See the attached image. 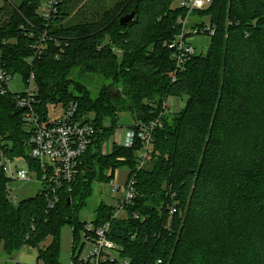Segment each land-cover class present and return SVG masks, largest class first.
Listing matches in <instances>:
<instances>
[{
	"label": "trees",
	"instance_id": "16d2710c",
	"mask_svg": "<svg viewBox=\"0 0 264 264\" xmlns=\"http://www.w3.org/2000/svg\"><path fill=\"white\" fill-rule=\"evenodd\" d=\"M176 2L121 0L76 24H61L70 13L68 0L48 24L37 12L40 0H5L0 6V69L24 84L33 73V107L41 118L50 106L73 102L76 119L100 129L53 208L40 192L12 202L8 178L0 174V251L11 255L30 245L37 249V264H64L60 228L70 224L68 264H86L78 260L86 222L78 212L94 181L108 183L125 167L135 195L123 206L124 215L111 219L113 206L100 202L93 223L110 222L108 237L130 264H264V0H212L193 11L213 28L208 49L173 74L169 44L181 30L178 16L186 14ZM131 12L121 24L120 17ZM45 31L51 39L35 56L32 46ZM77 68L110 83L92 97L71 78ZM169 97H185V103L168 119L161 112ZM24 110L11 93L0 95V149L14 163L37 169L27 156ZM121 112L146 125L159 116L149 158L140 167L137 133L130 147L113 143L110 153L102 152ZM172 204L177 211L169 217Z\"/></svg>",
	"mask_w": 264,
	"mask_h": 264
},
{
	"label": "built area",
	"instance_id": "2783aa9c",
	"mask_svg": "<svg viewBox=\"0 0 264 264\" xmlns=\"http://www.w3.org/2000/svg\"><path fill=\"white\" fill-rule=\"evenodd\" d=\"M62 1L46 0L44 3L39 4L37 12L46 24L57 14ZM211 2L212 0H177V7L184 9L186 14L184 16H178L177 21L181 25V30L169 44V47L173 50L171 58L175 63L173 74L176 70H184L185 62L192 55L197 54L195 47L190 42L193 35L206 36L209 45L213 28L208 24V21L201 28H192L187 25V22H189V17L193 11L207 8ZM38 38L39 41H36L33 44L34 46H32L35 56L41 53L44 48V43L51 39L46 31ZM10 79L11 75L0 69V95L11 93L16 97L17 105L25 109L23 120L26 123V132L28 134L27 156L36 162L37 169L28 168L27 163L25 168L19 166L18 163H14L0 149V174L4 173L6 176L13 177L16 180L30 181L32 180L30 171H32L35 175V180L40 185L37 192H40L45 197L46 207L50 209L59 200V188L64 183L71 182L75 179L78 174L80 155L86 150L87 145L100 129L91 121L85 122L76 119L75 112L77 104L73 102L69 103L65 108L61 106V111L55 120H49V108L46 116L41 118L33 107L36 94L33 90V73L31 72L29 74L27 83L24 84L22 91H11L8 87ZM59 106L52 105L50 107L56 109ZM162 109L161 113H164L168 109V104L163 103ZM158 124H160L159 116L148 125L141 121H136L133 125L138 128V131L134 132L129 127L123 137H119L114 133L108 141L102 143L103 154L110 153L113 143L130 147L133 137L137 133L142 145L138 151L140 167L149 158L148 148L152 141L151 133L153 128ZM134 183L133 178L127 179L122 185L112 183V190L116 193L121 192L122 196L117 198L116 206H113L114 212L111 219L120 217L121 214L124 215L123 206L130 203L135 195ZM7 191L10 193L8 188ZM10 198L12 202L17 201L15 196H10ZM176 211L175 204L167 207L169 217ZM109 231L110 222L108 221L99 226L95 225L93 220L85 222L81 233V243L88 244V248L82 252V246L78 260L86 264H130L129 259L122 255V248L108 237ZM69 263L72 262L70 261Z\"/></svg>",
	"mask_w": 264,
	"mask_h": 264
},
{
	"label": "rangeland",
	"instance_id": "374dc122",
	"mask_svg": "<svg viewBox=\"0 0 264 264\" xmlns=\"http://www.w3.org/2000/svg\"><path fill=\"white\" fill-rule=\"evenodd\" d=\"M4 0H0V5H2ZM46 0H40V3H44ZM121 0H68L66 4L70 13L68 14L67 19L61 24H76L91 20L92 18L100 16L103 12L110 9L114 5H116ZM196 16L199 20L203 21L205 18L193 12L190 19ZM206 17V16H205ZM208 19V18H207ZM190 23L187 22V25ZM206 23L204 22V25ZM196 25V24H195ZM206 38V42L203 41ZM190 42L195 47L196 53L205 54L208 49V38L203 35H193ZM71 78H74L80 82L85 88H87L92 97H95L99 92L100 87L103 84H109L108 80H105L101 75L95 73H84L79 68L74 69L70 72ZM8 87L13 92L22 91L24 87V83L22 82L19 75H14L8 82ZM111 90H115V87L110 86ZM158 98V97H157ZM163 103L168 104V109L164 112V115L171 118L175 112L182 109L185 103V97L182 98H173L169 97ZM61 111V106L56 109L49 107V120H55L58 117V113ZM134 122V117L130 114V112H121L119 114V126L129 127ZM159 125V124H158ZM118 126V127H119ZM19 166L25 168L26 163L19 162ZM14 169V167H13ZM106 174L109 172L106 171ZM129 170L125 167L118 168L115 170V174L112 179L108 183L94 181L92 185V193L90 197L86 199L85 204L80 208L78 212V220L80 222H89L94 219L96 215V208L100 202L116 206V200L118 197L122 196L121 192H114L111 188L112 183H117L122 185L127 179H129ZM30 175L32 176V180L30 181H21L16 180L13 177L6 176L8 178L7 188L10 190L9 195L15 196L16 200H20L22 198L31 197L36 194L40 185L35 180V175L30 171ZM132 177H130L131 179ZM120 215V214H118ZM120 216H123L122 214ZM82 233V232H81ZM60 248H59V261L64 264H68L70 262V253H71V242H72V226L70 224H65L60 228ZM51 237H47L44 243H49ZM80 244L78 243L76 250L79 248ZM88 248V244H83V251ZM20 252H13L11 255L5 254L3 251H0V263L6 262L7 264H12V260L15 259ZM27 254V253H26ZM32 254V253H30ZM25 259V258H24ZM35 259L33 255H29L26 258V261H32ZM21 263V262H20ZM23 264V263H22Z\"/></svg>",
	"mask_w": 264,
	"mask_h": 264
},
{
	"label": "crops",
	"instance_id": "0c3cea01",
	"mask_svg": "<svg viewBox=\"0 0 264 264\" xmlns=\"http://www.w3.org/2000/svg\"><path fill=\"white\" fill-rule=\"evenodd\" d=\"M5 1V0H4ZM3 1V3H4ZM8 2H10L11 4L13 5H18L20 3L21 0H7ZM2 3V5H3ZM177 4V3H176ZM1 6V5H0ZM205 19L203 20V22H207L208 19L207 17H204ZM201 20H199L198 17L196 16H193L190 21H189V26L192 27L194 26L195 24H197V22H200ZM206 38H204L203 41L206 42L205 40ZM129 127H125V126H119L117 127V129L115 130L114 133H116L119 137H123L124 134H126L127 130H128ZM114 135V134H113ZM111 135L110 138L113 136ZM109 138V139H110ZM108 139V140H109ZM107 140V141H108ZM106 142V141H105ZM48 243H44L43 245H46ZM27 253V254H26ZM32 253V254H30ZM29 255H33L35 257V259H33L32 261H26L25 259L28 258ZM37 255H38V252H37V249L30 246V245H24L23 247L20 248V252L18 254V256L12 260V264H37ZM25 258V259H24ZM21 262V263H20ZM39 263V262H38Z\"/></svg>",
	"mask_w": 264,
	"mask_h": 264
},
{
	"label": "water",
	"instance_id": "95a60500",
	"mask_svg": "<svg viewBox=\"0 0 264 264\" xmlns=\"http://www.w3.org/2000/svg\"><path fill=\"white\" fill-rule=\"evenodd\" d=\"M132 16H133V12H131L130 14L123 15L122 17H120L119 21L121 24H125L132 18Z\"/></svg>",
	"mask_w": 264,
	"mask_h": 264
}]
</instances>
